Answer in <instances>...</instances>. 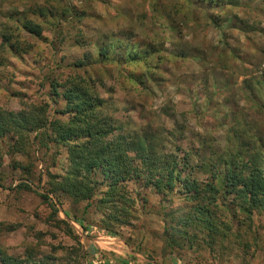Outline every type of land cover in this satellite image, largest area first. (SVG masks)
Here are the masks:
<instances>
[{"label": "rangeland", "instance_id": "1", "mask_svg": "<svg viewBox=\"0 0 264 264\" xmlns=\"http://www.w3.org/2000/svg\"><path fill=\"white\" fill-rule=\"evenodd\" d=\"M84 90L101 146L133 142L118 183L56 133ZM263 164L264 0H0V264H88L93 229L112 259L264 264V195L228 179Z\"/></svg>", "mask_w": 264, "mask_h": 264}, {"label": "trees", "instance_id": "2", "mask_svg": "<svg viewBox=\"0 0 264 264\" xmlns=\"http://www.w3.org/2000/svg\"><path fill=\"white\" fill-rule=\"evenodd\" d=\"M92 92L90 95L85 90L81 91L79 94L78 91L71 92V95L68 96V101L71 106V109L68 110L70 112L69 114L71 116V119H69L66 124L58 122V124H56V129L59 132L63 133H59L57 130L56 133L60 137V140L63 142V144L69 145L68 147L71 153V167L74 174L76 173L75 171H78L82 168V164L84 162V172L91 174V172L100 169L101 172H103V174L106 176V179L110 178L118 183L119 181L117 179V176L119 174H122L123 168L125 167L124 165L127 164L126 155L129 152L130 148H124V142H126V139L124 137L117 141L114 147L112 146V144L109 146H101L104 138L108 134L115 132L116 129L119 128V126L110 125V122L108 121L107 109H99L101 103L104 105V101L102 99L99 101ZM80 98L82 99L81 104L79 102ZM96 100H98L99 102H97ZM21 118L22 121H18L16 126L19 124L23 125L25 124V120H28L26 117ZM52 127L55 128V125H52ZM77 130L82 135H80ZM73 134L81 137L80 139L84 137L88 138L87 143H94V150L93 153L91 152V155L96 152V156L94 155V157L96 158L98 156L97 159H94L90 162L87 161L90 159L88 145H82L79 143L71 144V142L75 140L73 138ZM126 144H133V142L129 141V143L126 142ZM141 146L143 147V150L147 152V148L144 146L143 140ZM137 148V146L131 147V151H137ZM97 149L99 150L97 151ZM99 152L103 153V157H100L97 154ZM170 178L173 177L170 175ZM228 179L232 181L233 186H243L242 194L244 197H249V200L252 204L257 205L259 197L261 195H264V164L257 167H252L248 176L231 175V177H228ZM66 181L67 180H65L64 182ZM76 185V181L74 180H72V183L70 182V185L68 186L64 183L65 190L69 192V194H76V192L74 191H77L79 192V194L86 195L89 199L91 197V194H93L94 192L93 187L89 186L86 187V189H83L85 191L84 193L82 191L83 185H81L78 189H76ZM110 185H112V183ZM64 186H62L61 188L64 189ZM0 187L3 188L1 185ZM111 189L113 191L112 187ZM43 198L49 200L46 195H44ZM89 206L90 205L88 203L87 208H89ZM76 223L83 228V221L77 220ZM93 230L95 233L107 235L108 229ZM104 257H102L101 259H93V255H90L88 264H131V262L127 263L124 260L121 261L118 259H111L109 256L106 258Z\"/></svg>", "mask_w": 264, "mask_h": 264}, {"label": "crops", "instance_id": "3", "mask_svg": "<svg viewBox=\"0 0 264 264\" xmlns=\"http://www.w3.org/2000/svg\"><path fill=\"white\" fill-rule=\"evenodd\" d=\"M110 236H106V235H103V234H100V233H97L96 234V236L93 238V244H94V250L92 251V255H93V259L94 258H102V257H104V258H106V257H108V255H112V257H113V254L112 253H110V251H109V249H106V248H103V247H100V244L101 243H107V244H109L110 245V242L111 243H114V242H116L114 239H111V238H109ZM99 246V247H98ZM95 248H97V249H95ZM160 248V246L158 247V249ZM116 252V254H120L119 255V257H116V259H118V260H124L125 262H131V264H161L160 262H158V261H153V260H151L150 258H148V259H144V258H142L141 260H140V257H139V259H134L133 257H132V255L130 256V255H128V258L125 256V255H123V254H121L120 252H118V251H115ZM103 253V254H102ZM112 257H110L111 259H112ZM117 260V261H118ZM164 264V263H163ZM175 264V263H174Z\"/></svg>", "mask_w": 264, "mask_h": 264}]
</instances>
